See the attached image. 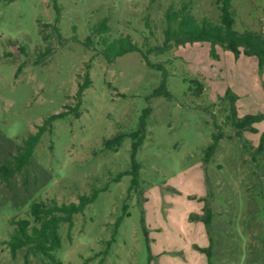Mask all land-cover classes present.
I'll return each instance as SVG.
<instances>
[{
    "label": "rangeland",
    "instance_id": "374dc122",
    "mask_svg": "<svg viewBox=\"0 0 264 264\" xmlns=\"http://www.w3.org/2000/svg\"><path fill=\"white\" fill-rule=\"evenodd\" d=\"M188 3L193 17L217 24L215 0H0V166L53 115L30 164L0 180V264H264V154L254 155L264 133V68L255 57L237 59L207 43L150 53L163 64L168 97H150L161 72L138 52L107 63L89 29L106 18L111 39L128 36L145 51L163 40L164 12ZM61 43L49 34L51 54L37 59L44 43L40 26L54 23ZM234 29L264 33V0H230ZM76 118L78 86L85 77ZM202 86L188 91L189 80ZM227 90L237 96L238 117L263 115L256 133L234 135L217 102ZM149 108L145 136L135 160L139 189L128 192L133 140L116 148L104 142L138 128ZM222 138L206 161L216 126ZM97 198L60 224V247L51 258L26 249L13 255L11 222L28 218L34 202L76 203ZM209 210L210 225L201 220Z\"/></svg>",
    "mask_w": 264,
    "mask_h": 264
},
{
    "label": "trees",
    "instance_id": "16d2710c",
    "mask_svg": "<svg viewBox=\"0 0 264 264\" xmlns=\"http://www.w3.org/2000/svg\"><path fill=\"white\" fill-rule=\"evenodd\" d=\"M215 5L219 11V21L217 24L208 22L205 19L197 21L191 14L188 3H182L178 9L169 7L164 12L163 40L162 43L150 47L145 51L141 50L132 42L128 36H120L111 39L107 19L104 18L89 29V34L85 40V46L93 45V38L96 39V45L99 46L100 54L107 63H112L116 58L131 52H138L145 61L146 66L161 72V80L159 86L154 89L150 97H168L169 92L166 88L167 72L163 64H153L149 62L147 55L150 53L163 54L173 47L184 46L186 44L207 43L210 45V54L213 58H217L215 47L220 46L225 51H229L235 59L244 57H255L260 69L264 68V33L261 31L254 32L245 30L238 32L234 29V17L231 12L230 0H215ZM56 18L53 24H43L40 27V34L44 48L37 53V59L43 60L48 57L52 48L49 42V34L45 33L47 28H51V35H54L61 43V36L57 27L59 8L54 5ZM90 80L85 77L83 84L78 86L75 99L76 104L71 109L76 118L79 117L77 112L83 91L89 86ZM188 91L191 95L199 96L202 92V86L197 79L189 80ZM237 96L230 90H227L222 97L217 98V102L224 111V123L229 126L234 135L240 137L244 132L256 133L253 124L260 122L263 115H246L238 117L236 107ZM69 112H61L46 119L39 126L34 134L28 136L23 141L22 146L11 161L0 166V180L7 182L16 174L22 173L23 168L27 167L31 160L35 146L40 140L41 135L49 130L53 120L64 117ZM150 109H144L139 118L138 128L129 134H120L111 140L104 142L106 148H116L120 145L124 137H131L133 140L132 151L130 155L129 170L120 173L116 177L118 181L122 176L129 175L131 177L128 192L137 191L139 189V164L135 160V156L139 146L145 136L146 117L149 115ZM216 126V132L212 134L211 144L206 150V161L214 155L217 150L222 133L220 128ZM264 154V133L260 136L258 146L254 155ZM97 198V191H92L88 196H80L76 203L58 204L55 200L50 199L45 202H34L30 205L28 218L14 220L11 225L14 231L10 235L7 242L10 251L15 255L16 251L22 248L26 249L25 261H28L30 254L37 253L43 257L51 258V254L60 247V237L58 229L60 224H66L70 230L73 226V218L76 214L81 213L83 209ZM211 215L209 210H205V214L201 220L206 226L210 225ZM59 264V263H55ZM102 264V260L98 263Z\"/></svg>",
    "mask_w": 264,
    "mask_h": 264
}]
</instances>
